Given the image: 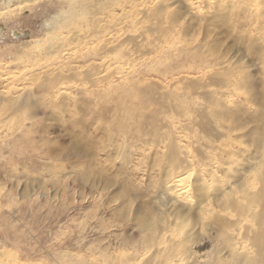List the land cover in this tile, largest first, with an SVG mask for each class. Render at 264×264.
<instances>
[{"label": "rangeland", "instance_id": "obj_1", "mask_svg": "<svg viewBox=\"0 0 264 264\" xmlns=\"http://www.w3.org/2000/svg\"><path fill=\"white\" fill-rule=\"evenodd\" d=\"M85 1L10 6L0 21V264L128 252L166 224L198 256L225 261L215 234L235 210L228 220L216 200L264 148V0H121L90 48L107 71L67 26ZM230 67L242 81L229 102ZM173 172H188L191 200L164 190Z\"/></svg>", "mask_w": 264, "mask_h": 264}, {"label": "bare ground", "instance_id": "obj_2", "mask_svg": "<svg viewBox=\"0 0 264 264\" xmlns=\"http://www.w3.org/2000/svg\"><path fill=\"white\" fill-rule=\"evenodd\" d=\"M37 1H39V0H7L6 5L4 4L5 5L4 9L6 12H5V15L3 14V16L0 17V21L3 20L4 16L9 17V19H10L9 15L12 14V13H10V10H9L10 6L11 7L15 6L18 11L19 10L21 11L28 5L36 4ZM72 1L73 0H69V2H68L70 6H73ZM83 7L84 8H82L81 12H75L76 10L70 11V13H69L71 15L70 18L71 17L72 18H71V21L69 22V25H67V26H71L69 29L74 28V30H75V28L76 29L78 28L76 32H79L80 33L79 37H81L79 43L84 46L85 51L87 50L88 52H90V55L87 52L89 57L94 55V57L96 58L95 60H97V62H98V63H95V62L94 63H95V65L98 64L97 66H99L100 71H101V69H103V71H105L108 68V65L103 66L104 63L106 62V60L104 59V57H105L104 54L100 53V51L97 52V50H96V52H94L95 53L94 54L92 52V50L90 51V48L91 47L93 48L94 45L99 43V42H101L100 44L103 43V39H101V36H103V33L105 31V24H104L105 23L104 21L106 20L105 18L110 17L111 18L110 20H114L116 17V15L114 13V9L116 7L117 8L122 7V1L121 0H111V4L107 5L104 0H96V3H94L93 0H86ZM67 11H68V9H67ZM58 15H60V14H58ZM62 16H63V14H62ZM52 19L55 20V18H52ZM69 20L70 19H68V21ZM96 33L98 34L99 37L96 36ZM58 34H60V33L57 32V35ZM61 34H63V33H61ZM63 38H64V36H63ZM63 43L65 44V42H63ZM55 45H56V43H55ZM101 49H102V47L99 48V50H101ZM115 49L116 48L110 49V51L112 52V55H113L112 61H114L117 64V65H115L116 66L115 69H117L120 66L119 63H117L120 56L117 55L118 52ZM73 51L76 52V50H73ZM79 51L81 52V50H79ZM93 51H95L94 48H93ZM71 53H72V51H71ZM262 54H264V52ZM94 57L93 58L91 57L92 60H94ZM91 58H90V60H91ZM78 59H80V58H78ZM82 59H84V58H82ZM74 61L75 60H73V62ZM127 61H128V59H127ZM262 67L264 70V60L262 63ZM55 69H56V67L54 68V70ZM56 70H58V69H56ZM63 70H65V69H63ZM203 70L204 69L200 68L199 73L201 74ZM205 72H206V70H204V72H203L204 76H205ZM120 74H121V72H120ZM59 75H60V73H59ZM204 76L200 75L199 80H202ZM221 76L223 78L224 88L227 90V91L224 90V91H226V95H227L226 98L230 102L231 98L234 97V95H237V93L239 92L238 91L239 89H237V88H239V84L241 83L242 79L240 80L239 74L232 67L227 69ZM31 81H34V80L32 79ZM243 82L247 83L248 80L245 78L243 80ZM243 85H246V84L243 83ZM41 89L43 91L48 90L49 93L52 95H54L56 93V91L54 90V87L50 86L49 84H46V82H42ZM211 106H213V105H211ZM212 109H213V107H212ZM230 127H231V125H230ZM263 129H264V127H263ZM261 148H263V145ZM226 153L230 154L229 152H226ZM257 153L259 154L258 161L254 162L255 163L254 168L251 169V171H249L248 176L244 178V180L241 182L240 186H237V187L231 186V187H229L228 191H222L221 197L216 200V201H218V200L221 201L222 205L224 204L223 211H225V214L228 215L227 216L228 220H229V217H233V216H232V214L231 215L227 214L228 212L226 213V210H228L229 208H232V209L234 208V210H235L234 213H235L236 219L234 220L233 218H231L229 223L227 224V226H224L220 223L221 225L218 227V229H220V230H219V232L216 231L217 233L215 234L217 239H218V242L220 244H221V242H225L227 244V249L229 251L228 252L229 254H228V258L225 259V261L222 259V256H218L219 254H216L217 255L216 256L214 253H213L214 258H212L208 254L203 256V257L198 256L197 252L191 251V249L186 246V243L184 241L185 238L184 239L181 238L182 239V242H181V240L178 239L180 236L179 235L180 233L177 231L179 233L178 234L174 228H171L170 226H172V225L169 224L170 226H168V224H166V225H163L160 230L153 231L148 240H141L139 242L133 240V241H131L130 245L126 244V245H128V248L131 247V248H129V249H131L130 250L131 253H130V251H128V252L127 251L126 252H121V251L120 252L119 251L113 252L112 251L111 253H107V252L99 253L97 256H94L93 254H91V256H89V257H85V258H82L79 260L77 259V261H75V263L71 262V264H264V190L261 191L262 193L259 195H258V193H260V192H257V194L253 192L254 187H256L255 184L258 181L261 182L262 184H264V174L262 172V169L264 168V148H263L262 152L260 151ZM230 155H232V154H230ZM260 172H262V174H260ZM189 181H190V176H189L188 172H185L183 174H181V172H180V174H178V173L174 174V172H173L171 174V176H169L167 181L165 182L166 184H165L164 190L167 192V194L172 196V198H175V200H177L179 198H181L182 200H186L189 198V200H191V198H190L191 196L187 195L188 192L186 193V189H187V185H188ZM211 181H213V180H211ZM210 190H212V189H210ZM257 190H258V188H257ZM182 194H185V195H182ZM204 195H203V197H204ZM181 199H180V201H181ZM211 203H213V202H211ZM211 203L208 202L207 204H211ZM207 204L205 203L206 207H208ZM211 212H212V209H211ZM251 217H253L256 220L257 223H255V224L257 226L253 227L250 224H248V221H249L248 219H250ZM157 227H158V225H157ZM157 227H156V229H158ZM251 233L253 234V236H250ZM140 243L145 244V246H142V247L138 246V244L141 245ZM213 246H216V245L213 244L211 246L214 249ZM149 252H150V254H148ZM126 253H128V254H126ZM146 255L148 257H146Z\"/></svg>", "mask_w": 264, "mask_h": 264}]
</instances>
